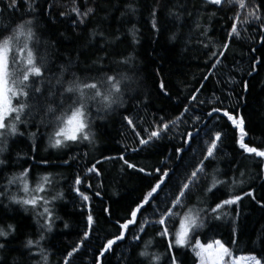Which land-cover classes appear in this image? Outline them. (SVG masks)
Masks as SVG:
<instances>
[{"label":"trees","instance_id":"16d2710c","mask_svg":"<svg viewBox=\"0 0 264 264\" xmlns=\"http://www.w3.org/2000/svg\"><path fill=\"white\" fill-rule=\"evenodd\" d=\"M246 5L0 0V37L16 34L20 25L25 33L31 29L29 47L42 64L41 75L25 82L28 95L13 100L26 105L15 121L17 133L0 136V229L6 233L0 264H173V257L175 264H198L191 248L169 249L172 237L160 235L163 226L156 221L201 164L203 172L184 190L183 206L172 211L199 213L193 239L221 240L234 255L264 264V157L241 147L239 127L242 120L243 143L264 152V0ZM108 76L120 81L111 106L85 90L89 139L54 147L55 116L80 100L67 89ZM108 88L105 83L102 90ZM165 123L159 138L141 144ZM212 142L217 146L207 157ZM25 170L28 194L21 181L9 183ZM45 176L49 182L38 195L47 204L17 202L37 195L31 189ZM237 196L236 203L213 211ZM179 221H172L170 233ZM110 240L116 243L109 249Z\"/></svg>","mask_w":264,"mask_h":264},{"label":"snow or ice","instance_id":"6c2138e0","mask_svg":"<svg viewBox=\"0 0 264 264\" xmlns=\"http://www.w3.org/2000/svg\"><path fill=\"white\" fill-rule=\"evenodd\" d=\"M210 3L220 5L224 2H235L238 4L240 9L246 8V0H209ZM15 0H13V4ZM75 11H79L76 9ZM89 12L91 9L88 10ZM86 14V13H85ZM253 14L254 13H250ZM259 19V17H256ZM236 20H239V13H237ZM31 23V21H29ZM232 32L238 35L236 25L233 24ZM33 33L31 29H28L25 33L24 25H20L17 29L16 34L8 35L4 37H0V136L4 134L5 131L10 132L11 134L17 133V125L15 121L21 120V114L23 113L26 105L24 103L13 104V100H18L21 96H27L28 93L24 90L28 87L27 82L31 75L40 76L41 75V67L42 64H37L35 57L33 55V50L29 47V42L33 39ZM21 37H23V42H21ZM225 47H227L225 45ZM215 55V54H213ZM23 62V63H22ZM219 63V60L216 61ZM215 67V64L213 65ZM105 83L110 85V88L106 90H102L104 88ZM19 85H23V87H19ZM91 89L94 90L90 99L99 98L101 103H105L108 106H111V103L115 101L112 99V92H120V81L117 80L115 76H108L106 81H94L90 83H75L74 86H70L67 91L68 92H78L80 96V100L74 102L72 105L68 106V108L62 110L55 116L56 121V129L53 133V146H61L67 141H77L79 139L88 140L89 133L86 129L89 126V122L87 119V106L84 102L85 98V90ZM39 91V89H36ZM195 99V97H193ZM49 111H53L49 109ZM187 111V109H185ZM213 111H219V109H214ZM211 115V113H209ZM223 115L228 116L229 120L233 121V124H237V120L235 117L230 115L227 111L223 113ZM180 117H177V120ZM132 121L129 120V124ZM173 124L176 121H172ZM169 125L167 123L163 124L158 130H153L149 133L148 139H141V144H146L153 137L159 138L161 132L167 130ZM240 131L242 133L241 136V147L244 148L248 152H255L256 155L264 157V152H258L255 148H248L247 145L243 143V121H239ZM139 135V133H137ZM188 138L192 137V133H188ZM220 139L219 133L216 135V140ZM216 143L212 142L207 149V157H211L216 148ZM205 157V158H207ZM127 163V161H126ZM129 167H133V165L129 164ZM203 172V164L200 167L196 168L191 173V178L187 183L182 185V191L179 195L174 199L172 203V208L167 209L164 214L161 215V218L156 221L160 225H162V231L159 233L162 236H171L172 239L169 242V249L171 250L173 247H188L191 248L198 258V264H245L247 261H252L254 264H261V261L257 259L255 256H237L234 255L233 250L225 245L221 240L213 239L206 242H201V240L196 237L193 239L192 233L195 228L198 226L199 213H193L192 209H189L187 213L181 215L180 212H173L172 209L183 206L182 198L185 195L184 190L189 188V185L192 184L198 177V173ZM168 174L162 173V177H166ZM28 172L25 170L19 177H15L13 180H10L9 183H13L14 180H19L23 183V192L28 194L30 192V188L27 181ZM49 182V177L45 176L42 178V182L39 183L35 188L31 189V192L37 193V195H32L30 199H22L17 201L18 203H22L25 205H32L35 207L38 202H42V204H47L48 201L45 197L38 195V193L43 192L44 184ZM77 183H80L77 180ZM164 183L163 178L152 188V190L145 196L144 202L137 207L135 211L132 212V217L135 218L137 212L140 211V208L143 207V204L149 202L152 198L153 194L157 192L160 188V185ZM216 181H213V187L216 186ZM85 200L88 199L86 195L83 196ZM240 197H235L234 199H227L222 202V204L217 205L216 211L224 205H231L236 203ZM49 209L47 207L43 208V213H48ZM40 213V215H43ZM180 217L179 228L174 232H169V228L172 224V221L176 218ZM89 223L92 222V217L89 216ZM133 221H129L131 223ZM123 229L128 228V224L121 225ZM142 230V229H141ZM6 233L3 229H0V236H4ZM87 235V234H86ZM123 236H117L116 239H122ZM29 245H32V241L28 242ZM116 243V240L108 241V248ZM2 247V245H0ZM71 253H69V256ZM142 256H146V252L141 253ZM67 264V261L65 262ZM173 264H175V257H173Z\"/></svg>","mask_w":264,"mask_h":264},{"label":"rangeland","instance_id":"374dc122","mask_svg":"<svg viewBox=\"0 0 264 264\" xmlns=\"http://www.w3.org/2000/svg\"><path fill=\"white\" fill-rule=\"evenodd\" d=\"M204 1L210 3L209 0H204ZM212 4H213V3H212ZM3 237H4V236H0V239L3 240V239H4ZM2 250H3V247H0V252H2ZM240 256H241V255H240ZM242 256H248V257H250V255H242ZM3 258H4V256L0 254V261H1ZM245 264H254V262H252V261H247V262H245Z\"/></svg>","mask_w":264,"mask_h":264}]
</instances>
